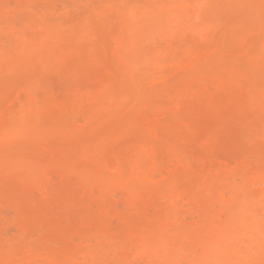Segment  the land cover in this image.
I'll return each instance as SVG.
<instances>
[{"label": "bare ground", "instance_id": "obj_1", "mask_svg": "<svg viewBox=\"0 0 264 264\" xmlns=\"http://www.w3.org/2000/svg\"><path fill=\"white\" fill-rule=\"evenodd\" d=\"M45 103L54 113L84 104L103 116L129 103L133 120L127 107L114 116L118 131L82 142L92 148L64 166L72 177L50 168L35 180L23 168L21 189L0 179V264H256L264 256V0H0V145L33 134Z\"/></svg>", "mask_w": 264, "mask_h": 264}, {"label": "rangeland", "instance_id": "obj_2", "mask_svg": "<svg viewBox=\"0 0 264 264\" xmlns=\"http://www.w3.org/2000/svg\"><path fill=\"white\" fill-rule=\"evenodd\" d=\"M109 1H111V0H109ZM113 1V0H112ZM24 19V18H23ZM22 19V20H23ZM54 20H56V19H54ZM24 21H26V18H25V20ZM103 41V40H102ZM103 43L105 44V42L103 41ZM112 54H111V49L109 48L108 49V51H107V53H106V59L108 60L107 62H108V65L110 66V68H111V71H113V73L115 74V76H116V79L118 80V81H121V71H120V69H119V66H117V63H116V61H114V60H116V59H112V56H111ZM150 58V57H149ZM148 59V58H147ZM149 61V60H148ZM144 70V69H143ZM145 71V73L147 72L146 70H144ZM145 73H142L141 72V74H140V84L141 85H143V83H145V81H144V78H145ZM124 82H126V80L124 81L123 80V84H124ZM122 84V86H124ZM129 84V83H128ZM127 85V84H126ZM118 87H120V85L118 86ZM127 87V86H126ZM144 87V86H143ZM121 88V87H120ZM120 88L119 89H117V90H115V91H118V90H120ZM123 88V87H122ZM121 88V89H122ZM125 88V87H124ZM145 88V87H144ZM123 91V90H122ZM127 91H129V90H127ZM145 91V90H144ZM146 91H147V89H146ZM157 91V90H156ZM155 91V92H156ZM154 92V93H155ZM118 93V92H117ZM117 93H115V94H117ZM123 94V93H122ZM146 94H149V91H148V93H146ZM153 94V93H152ZM157 95V94H156ZM130 97V96H129ZM132 98V97H131ZM130 98V99H131ZM116 101V100H115ZM131 101V100H130ZM117 102H119V101H117ZM117 102H114V105L116 104H118ZM130 104L132 103V102H129ZM129 103H128V105H129ZM111 105V107L113 108V109H110V110H114L115 112H116V115L114 114L113 115V118L111 117V118H109L110 119V121H109V119L107 118V121H108V123H107V121L105 120L106 119V115H107V113H109V112H111L109 109H107V110H109V111H107L106 109V111H103V112H106V113H104L105 115L103 116V115H101L100 113L101 112H99V114L101 115H98V113L96 114V112L93 110V108L91 107H89V106H86V107H84V104L83 105H81V106H83V108H81L80 107V109H75V111H72L71 109H69V107H67L66 109H69V110H64V112L65 113H63V114H61L60 112H56V113H54L55 111H54V109H52V107H51V105H49L48 103H45V111H44V114L39 118V119H36V120H34V122H32L33 124H30V127H31V125H34L35 127L36 126H38L39 128L41 127V126H43L44 124H46L47 126H48V128H45L44 126H43V128H44V130L42 129V127H41V129H40V132L38 133L37 131H39V129L37 128H35V127H33L34 128V131H33V134H32V130L33 129H31L30 127V131L29 130H27V132H24V134H20L21 136H19L18 138H17V140H16V138L15 139H13L11 142L10 141H7L8 142V144H7V142L6 143H4V145L3 144H1L0 145V153H3L2 155L0 154V179H1V181H2V179H6V182H8L9 183V181L11 180V182H13L14 184H16V185H11V184H9V185H11V186H14V187H16V188H19V189H21V187H22V185H21V182L18 180H16V179H18L17 178V176L18 177H20V174H22L21 172H24V171H22V169L23 170H28V172H30L31 170V168H32V173H33V177L34 178H32V179H35V180H39L40 179V177H39V174L41 175V174H44V173H42L43 171H45L46 172V170L47 171H49L50 172V170L52 169V171H54L55 169V171H57V170H59V168L60 169H64V172H63V170L61 171V170H59V172H63V173H66V176H70L71 174H70V170H67V171H69V174L65 171V168H64V166L66 167V168H69V167H71V166H73V164L71 163V162H74V164H76V163H78V161H74V160H76L77 158H82V155L80 156V157H78V156H76L77 155V153L79 154L80 152H84V148H85V150H87V149H91L92 147L90 146V144L88 145V143H90L89 141L90 140H92V139H95V140H93L91 143H94L95 141L96 142H98L97 140L98 139H100L99 141H101V137L103 138L104 136H105V134H107V133H105V132H108V130H110L111 128L113 129V127H115L114 128V130L113 131H118L119 130V128H120V126L122 125V123L120 124V126H118L117 124H119V122H117L116 120L117 119H119L118 118V116H120L121 115V113H122V111H126L127 110V107H129V106H131V105H127V107H125L126 108V110H124L123 108H120V109H122V110H120V112L118 113V110H115V109H117L116 107L118 106V107H122V105H117V106H113L112 104H110ZM111 107H109V108H111ZM51 108V109H50ZM72 108V107H71ZM107 108V107H106ZM131 107H129L128 109L130 110V112H128V110H127V113H125V115L127 114V116L126 117H128V115L131 117V120H133V115L131 114V109H130ZM74 109V108H73ZM51 110H53V111H51ZM91 111V113H90V111ZM133 111V110H132ZM94 112H95V114H94ZM115 112H113V113H115ZM88 114H90V115H93V116H95V115H98L96 118H97V120H96V122H97V124H96V122H95V125L93 126L91 123H93V120L91 121L90 120V118H91V116L89 115V119L87 118V116H88ZM103 114V113H102ZM110 114V113H109ZM108 114V115H109ZM117 114H119L118 116H117ZM124 115V114H123ZM125 115L124 116H121V117H125ZM46 118V120H45V118ZM109 116H112V115H109ZM114 116H117V119H114V118H116V117H114ZM135 116V115H134ZM104 118V123H103V120H102V122L101 123H103L104 125H106V127L103 125V127L101 126L102 124L100 123V118ZM108 117V116H107ZM125 117V118H126ZM93 118V117H92ZM91 118V119H92ZM102 118V119H103ZM123 118H120L121 119V121H122V119ZM87 119V121L88 120H90L91 122L89 123V121H88V123H85L86 120ZM94 119V121H95V118H93ZM114 120V125H115V123H116V126H118V127H116V126H114L113 124H112V120ZM100 120V121H99ZM99 121V122H98ZM119 121V120H118ZM42 122V123H41ZM44 122V123H43ZM109 122H110V124H109ZM109 124V126H107V124ZM41 124V125H40ZM83 124H86V125H84L83 126ZM88 124L90 125V127L88 126ZM94 124V123H93ZM45 125V126H46ZM113 125V126H112ZM46 126V127H47ZM91 126H92V128H91ZM101 126V127H100ZM87 127V128H86ZM107 127H110V129H108ZM51 130H50V129ZM100 128V129H99ZM99 129V130H98ZM108 129V130H107ZM111 129V130H112ZM35 130H36V132H35ZM42 130V131H41ZM48 130V131H47ZM53 130V131H52ZM88 130V133L86 134V131ZM111 130H110V132L109 133H111ZM44 131V132H43ZM48 133H47V132ZM52 131V132H51ZM90 131V132H89ZM101 132V133H99V132ZM112 131V133H114ZM45 133V135L43 134V133ZM96 132L98 133V134H96ZM103 132H104V135H103ZM28 133V134H27ZM38 133V134H37ZM85 134V136L87 137V136H89V135H91L92 133H94V134H92L93 136H96V135H98V136H96V137H93L92 135H91V137L89 138V137H85L84 135L82 136V134ZM90 133V134H89ZM108 133V134H109ZM41 134V135H40ZM47 134L49 135V136H47ZM24 135V136H23ZM29 135V136H28ZM31 135V136H30ZM33 135H35L34 137H33ZM39 135V136H38ZM51 135H52V137H51ZM53 135H54V137H53ZM101 135V136H100ZM42 136H44L43 138L44 139H42ZM46 136L48 137V138H46ZM73 136H77L76 137V139H75V137H73ZM21 137V138H20ZM25 137H26V139H25ZM30 137V138H29ZM100 137V138H99ZM32 138V139H31ZM35 138V139H34ZM53 138H54V141L53 142H51V140H53ZM71 138V139H70ZM86 138V139H85ZM34 139V140H33ZM40 139V140H39ZM49 139H50V141H49ZM73 139V140H72ZM28 140V141H27ZM29 140H30V142H29ZM36 140H38L37 142H36ZM88 140V143L86 142V146L84 147V145L85 144H83V143H85L84 141H87ZM34 141V142H33ZM51 142V143H49V142ZM42 142H43V144H42ZM76 142V143H75ZM83 142V143H82ZM29 143V144H28ZM42 145H41V144ZM49 143V144H48ZM73 143H74V145H73ZM99 143V142H98ZM97 143V144H98ZM40 144V145H39ZM82 144V146H80ZM29 145H31L30 147H29ZM52 145H53V147H52ZM68 146V148L69 149H67V147H65V146ZM77 145V146H76ZM91 145H96V143L95 144H91ZM7 146V147H6ZM8 146H11L10 148L8 147ZM14 146V147H13ZM34 146V147H33ZM40 146H41V148H40ZM46 146H48V148L49 149H47V147ZM87 146H90L91 148H88ZM93 146V147H94ZM18 148V149H16V148ZM51 147V148H50ZM65 147V148H64ZM81 147H84V148H82V149H80ZM9 150V149H15V151H12V150H10V152L7 150V149ZM23 148H25L26 150H28V149H30L28 152L27 151H25V150H23ZM53 148V149H52ZM57 148V149H56ZM76 148V149H75ZM79 148V149H78ZM32 149V150H31ZM36 151H35V150ZM39 150V152H37L38 150ZM61 151H59V150ZM16 150H18V151H16ZM48 150H49V152H48ZM77 150V151H76ZM82 150V151H81ZM69 151V152H68ZM74 151H76V152H74ZM14 152V153H13ZM30 152H31V154H30ZM49 153V155L50 154H52L53 153V155L51 156H49L48 155V153ZM67 152V153H66ZM83 152H82V154H83ZM15 153H17L16 155H14ZM70 153V154H69ZM73 153V154H72ZM8 154V155H7ZM19 154V155H18ZM24 154V155H23ZM25 154H28V155H25ZM66 154V155H65ZM14 155V156H13ZM24 157H23V156ZM35 155V156H34ZM57 155V156H56ZM60 155V156H59ZM62 155V156H61ZM69 155H72L73 157H74V159H73V157L72 156H69ZM22 156V157H21ZM34 156V157H33ZM37 156V157H36ZM65 156H67V157H65ZM3 159H2V158ZM28 157V158H27ZM47 157V158H46ZM54 157V158H53ZM62 157H63V159H62ZM68 157H70V159L68 158ZM72 157V158H71ZM5 158V159H4ZM58 160H57V159ZM76 158V159H75ZM12 159V160H11ZM16 159L18 160V161H16ZM34 159V160H36V161H33L32 162V160ZM52 159V160H51ZM73 159V161H71ZM21 160V161H20ZM29 162H28V161ZM62 160V161H61ZM64 160V161H63ZM70 160V161H69ZM78 160V159H77ZM12 161H14V162H12ZM25 163V162H27V163H23V162ZM52 161V162H51ZM60 161H61V163H60ZM6 162V163H5ZM8 162V163H7ZM18 162V163H17ZM40 162H41V164H40ZM66 162V163H65ZM79 162H81L80 160H79ZM39 163V164H38ZM58 163V164H57ZM61 165H60V164ZM70 164L69 166H68V164ZM5 164H6V166H5ZM9 164V165H8ZM15 164V165H14ZM19 164V165H18ZM23 164H24V166H23ZM29 164H31V165H29ZM35 164V166L33 167V165ZM43 164V165H42ZM53 164H54V166H53ZM65 164V165H64ZM18 165V166H17ZM21 165V166H20ZM27 165H29V166H27ZM58 167H57V166ZM3 166V167H2ZM5 166V167H4ZM63 166V167H62ZM68 166V167H67ZM10 167H11V169H10ZM13 167H14V169H13ZM15 167H17L16 168V170H15ZM20 167V168H19ZM22 167V168H21ZM30 167V168H29ZM8 168V169H7ZM27 168V169H26ZM33 168H34V170H33ZM51 168V169H50ZM58 168V169H57ZM7 169V170H6ZM45 169V170H44ZM70 169V168H69ZM10 170V171H9ZM12 170V171H11ZM21 170V171H20ZM30 170V171H29ZM11 173L9 176H7L8 174L7 173ZM13 172H15L16 173V175H15V173H13ZM27 172V171H26ZM26 172H25V174H26ZM58 172V171H57ZM7 175H6V174ZM31 173V174H32ZM3 174H5V175H3ZM13 174L15 175V177L16 178H14V177H12L13 176ZM30 174V173H29ZM47 174H49L48 172H47ZM47 174H45V175H42V178L43 177H45ZM55 174H56V172H55ZM54 174V172H53V174H51L50 176H53V175H55ZM61 174V173H60ZM29 176V175H28ZM56 176V175H55ZM58 176V175H57ZM72 176H74L73 174L71 175V177ZM12 177V178H11ZM13 178H14V180H13ZM54 178V177H53ZM73 178H75V177H73ZM57 179V178H56ZM69 179H70V177H69ZM76 179V178H75ZM74 179V181L73 182H70L71 184L72 183H75V181H77V180H75ZM9 180V181H8ZM72 180V179H71ZM181 180V179H180ZM4 181V180H3ZM79 181V180H78ZM182 181V180H181ZM186 180H184L183 182H181V184L183 185V183L185 182ZM77 183V182H76ZM78 183H80V182H78ZM77 183V184H78ZM77 184H76V186H75V184H73L74 185V188H73V190H75L76 189V187H77ZM184 184H187V183H184ZM69 185V184H68ZM72 185V186H73ZM79 185L80 184H78V187H79ZM71 186V187H72ZM184 186V185H183ZM70 187V186H69ZM77 187V188H78ZM72 189V188H71ZM78 189H80V187L78 188ZM77 189V190H78ZM196 195V197H199V196H197V194H195ZM192 196V195H191ZM196 197H194V195H193V197L192 198H196ZM192 198H190V199H192ZM200 199L201 198H203V197H199ZM199 198H196L195 199V201H194V199L193 200H190L191 201V203H193L194 204V209H195V205H196V207H197V209L199 210V209H201L200 207H199V204H201V203H199L200 202V200H199V202H198V204H195L196 203V200L198 201V199ZM204 199V198H203ZM208 201L206 198L204 199V201H202V199H201V201L202 202H205V203H203V204H201L200 206L202 207V209L204 210V213L206 214V212H205V210L207 211V207H208V211L207 212H209V209H210V211H211V204H210V202H209V206L208 205H206V201ZM192 201H194V202H192ZM1 206H4V204L0 201V208L2 209V207ZM193 206V205H192ZM191 207V206H190ZM199 207V208H198ZM206 207V208H205ZM210 207V208H209ZM4 209L6 208V206H4L3 207ZM194 209H193V211H194ZM201 209V210H202ZM192 210V209H191ZM201 210H199V211H201ZM196 212H197V210H195ZM202 212V211H201ZM10 213V212H9ZM200 213V212H199ZM203 213V214H204ZM204 214V215H205ZM10 215H12L11 213H10ZM204 215H202V216H204ZM11 218V217H10ZM1 223V222H0ZM0 226H1V224H0ZM119 227V226H118ZM116 229H118V233H119V230H120V228H116ZM121 231V230H120ZM13 236H15L16 237V235L15 234H13V235H10L9 237L12 239V237ZM9 238V239H10ZM34 240H37V237L35 238H33ZM35 242H38V240L37 241H35ZM34 242V243H35ZM39 244V243H38ZM61 244H63V242L61 241L60 243H58V246L57 247H60V249H61V246H63V245H61ZM40 245H42V246H45V242H40ZM262 256L263 255H261L260 257H259V259H258V262H256V264L258 263V264H261V263H259L260 261H262L263 260V258H264V256H263V258H262ZM262 258V259H261ZM124 261V263L126 264V260H123ZM123 261H121V262H123ZM121 262H119L120 264H122ZM123 263V264H124ZM111 264H117V263H111Z\"/></svg>", "mask_w": 264, "mask_h": 264}]
</instances>
